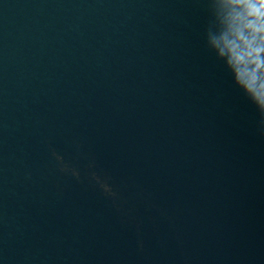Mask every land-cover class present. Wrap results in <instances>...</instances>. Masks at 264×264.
I'll return each mask as SVG.
<instances>
[{
  "label": "water",
  "instance_id": "1",
  "mask_svg": "<svg viewBox=\"0 0 264 264\" xmlns=\"http://www.w3.org/2000/svg\"><path fill=\"white\" fill-rule=\"evenodd\" d=\"M209 3L0 0V264H264V134Z\"/></svg>",
  "mask_w": 264,
  "mask_h": 264
},
{
  "label": "clouds",
  "instance_id": "2",
  "mask_svg": "<svg viewBox=\"0 0 264 264\" xmlns=\"http://www.w3.org/2000/svg\"><path fill=\"white\" fill-rule=\"evenodd\" d=\"M221 2L227 5V26L218 32L209 27L206 44L223 62L233 84L254 106L258 130L264 134V16L256 11L260 0ZM211 3L212 0L209 8Z\"/></svg>",
  "mask_w": 264,
  "mask_h": 264
}]
</instances>
